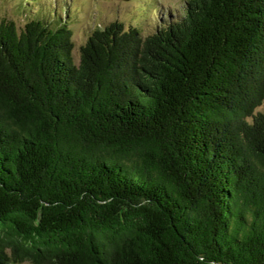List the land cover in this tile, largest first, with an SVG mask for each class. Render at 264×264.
<instances>
[{"label": "trees", "instance_id": "trees-1", "mask_svg": "<svg viewBox=\"0 0 264 264\" xmlns=\"http://www.w3.org/2000/svg\"><path fill=\"white\" fill-rule=\"evenodd\" d=\"M50 12L0 15V264H264V0L113 21L78 60Z\"/></svg>", "mask_w": 264, "mask_h": 264}, {"label": "rangeland", "instance_id": "rangeland-1", "mask_svg": "<svg viewBox=\"0 0 264 264\" xmlns=\"http://www.w3.org/2000/svg\"><path fill=\"white\" fill-rule=\"evenodd\" d=\"M23 1L26 5H23ZM186 0H0V15L21 26L33 11L47 17L55 7L59 18L73 30V56L79 58V47L87 35L113 21L125 26L136 25L142 33L152 31L160 21L180 17ZM22 3V5H20ZM30 3V4H29ZM21 7H23L21 9ZM66 7V12L60 11ZM168 15V16H167ZM22 264H30L24 262Z\"/></svg>", "mask_w": 264, "mask_h": 264}, {"label": "water", "instance_id": "water-1", "mask_svg": "<svg viewBox=\"0 0 264 264\" xmlns=\"http://www.w3.org/2000/svg\"><path fill=\"white\" fill-rule=\"evenodd\" d=\"M123 1H128V0H123Z\"/></svg>", "mask_w": 264, "mask_h": 264}]
</instances>
